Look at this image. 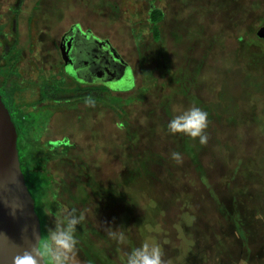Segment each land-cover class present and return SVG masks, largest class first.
<instances>
[{
  "label": "rangeland",
  "instance_id": "374dc122",
  "mask_svg": "<svg viewBox=\"0 0 264 264\" xmlns=\"http://www.w3.org/2000/svg\"><path fill=\"white\" fill-rule=\"evenodd\" d=\"M135 1L141 4L0 0L5 4L0 16L11 4V17L20 16L13 43L24 51L19 72L25 78L39 67L30 56L34 42L27 18L51 38L74 23L105 37L134 77L133 90L126 79L111 87L119 93L103 95L105 109L82 99L93 92L34 86L27 97L13 91L19 88L13 79L6 80L4 96L10 109L18 110L15 123L24 131L19 143L26 186L39 200L47 183L29 169L34 163L50 165L48 183L53 179L60 188L58 202L64 206L60 219H50V233L66 231L68 222L76 221L77 244L68 264H126L144 243L159 245L168 264H264V43L250 30L242 31L264 17L262 3L153 0L158 10L165 5L155 42L146 23V0L142 5ZM259 23L255 33L264 24ZM2 29L0 45L9 38ZM38 40L44 53L49 40ZM45 92L48 98L67 100L50 106L53 117L38 105L37 97ZM191 106L208 114L206 144L168 131L169 121ZM121 110L125 121L116 117ZM125 122L134 128L132 137V129L122 132ZM64 139L73 153L56 167L47 159L46 143ZM173 151L181 154L182 163L171 158ZM113 190L118 195L104 193Z\"/></svg>",
  "mask_w": 264,
  "mask_h": 264
},
{
  "label": "flooded vegetation",
  "instance_id": "af4514ba",
  "mask_svg": "<svg viewBox=\"0 0 264 264\" xmlns=\"http://www.w3.org/2000/svg\"><path fill=\"white\" fill-rule=\"evenodd\" d=\"M144 0H141V4L137 3L136 5H142ZM213 1V0H212ZM210 1V2H212ZM235 1V0H232ZM238 1V0H237ZM243 3H248V0H241ZM164 2V0H163ZM203 2H206V0H203ZM221 0L213 1V4H220ZM262 3V1L260 0ZM19 0L17 3L18 4ZM6 5L7 10L6 14L0 16L3 17V22H0V26H2V32L9 36L8 39L4 40L2 45H0V97L5 104L10 116L12 117L14 123L15 118H17L18 110H11L9 107V104L7 102V99L4 96V83L6 84V80L8 78L13 79V84L18 86L19 88H13L15 93H21L24 92L27 97L33 96L32 91L30 88L34 86H38L39 91L42 90H50V91H77V93L82 92V94L88 92H93L91 96L82 98L86 101H92L93 106L98 105L94 104L95 101H93V97H103V91L102 89L105 87V83L110 82L111 77L118 78L122 76L123 71H121V66L118 65V62L113 59V57L110 55L109 51L105 48V41H108L105 37H98L92 30L82 28L80 24L74 23L71 24L65 31H61V33L56 38H51L50 35H46L45 31H42L40 29L36 28V21L35 20H29L27 18L26 23L28 24V28L30 31L31 41L34 43H31V47L33 48V51H31L30 56L32 57V61L34 63H38L39 67H32L29 73L27 74V77L25 78L24 71L22 74L20 71V64L22 62L24 51L19 50L17 45L13 42H16V38L18 35V28H19V22H20V16L18 18H13L12 13L10 12V7L15 5ZM148 7V13L152 12L154 10H158L159 8H155L154 1L153 0H146V4ZM5 6L4 3H0V7ZM26 7V4L24 3V9ZM261 7L264 9L263 4H261ZM261 8V9H262ZM23 9V11H24ZM165 5L161 7L160 11H162L163 17L165 19ZM7 17V18H6ZM259 20H262L264 23V17L261 19L256 20L259 22ZM148 24V22L146 21ZM149 25V24H148ZM264 25V24H263ZM259 30V29H258ZM257 33V32H256ZM2 34H0L1 36ZM97 39L99 42L94 40V38ZM40 38L48 39L49 41L47 49L44 53H42L40 44ZM35 40V41H34ZM11 42L10 45H6V43ZM111 47H113L112 43L108 41ZM39 44V46H38ZM113 49L117 52V50L113 47ZM118 53V52H117ZM119 54V53H118ZM52 55V61L48 62L46 61V58L48 56ZM46 57V58H45ZM120 57V54H119ZM42 58H45L42 59ZM122 59V57H121ZM123 60V59H122ZM124 61V60H123ZM125 62V61H124ZM126 63V62H125ZM37 64V65H38ZM47 66H46V65ZM132 70V69H131ZM28 79H32V82ZM5 81V82H3ZM8 84V82H7ZM3 89V90H2ZM119 93V92H115ZM102 94V95H101ZM48 93H43L42 97H37L38 99V105L41 104L40 109H45L46 114L48 112L49 117H53V112L50 106H58L59 104L65 105L67 103V100H62V102L57 99L48 98ZM52 97V96H51ZM44 102H40V101ZM77 100V99H76ZM46 101V103H45ZM73 101V100H70ZM69 101V102H70ZM47 103H50V105H44ZM34 110L37 111V105L33 104ZM31 106V107H32ZM45 107V108H44ZM23 109H25L23 107ZM51 109V110H50ZM33 111V112H35ZM37 113V112H36ZM20 114V113H19ZM49 122V120H48ZM44 124V123H43ZM16 125V123H15ZM44 125H47L44 124ZM17 127V125H16ZM44 126L43 128H45ZM22 130L21 138L23 137V129H20L17 127V130ZM19 137V133H18ZM20 138V140H21ZM19 138L17 139V147L20 146V151L18 153H21V144L19 143ZM58 143L54 142H47L46 143V149L48 150V154H52L54 156H57L61 153H58L59 151L64 152L69 147V144L66 139L56 141ZM21 156V155H20ZM35 165L38 163H34ZM31 169V168H30ZM29 169V170H30ZM24 175V174H23ZM25 177V176H24ZM28 188V187H27ZM29 190V189H28Z\"/></svg>",
  "mask_w": 264,
  "mask_h": 264
},
{
  "label": "water",
  "instance_id": "95a60500",
  "mask_svg": "<svg viewBox=\"0 0 264 264\" xmlns=\"http://www.w3.org/2000/svg\"><path fill=\"white\" fill-rule=\"evenodd\" d=\"M256 36L264 41V25ZM104 44L123 71L122 76L111 77L105 86L111 88L126 79H131L130 83L134 85L129 66L108 41ZM17 139V127L0 97V264H11L12 256L16 254L29 252L39 256L36 249L41 241L40 222L35 213L33 198L23 179Z\"/></svg>",
  "mask_w": 264,
  "mask_h": 264
},
{
  "label": "clouds",
  "instance_id": "9594fccd",
  "mask_svg": "<svg viewBox=\"0 0 264 264\" xmlns=\"http://www.w3.org/2000/svg\"><path fill=\"white\" fill-rule=\"evenodd\" d=\"M86 103H92V101H86ZM167 127L172 134L183 133L194 140L199 138L201 144H206L208 141L206 134L208 114L199 107L191 106L186 110H180L179 114L169 121ZM171 158L177 163H182V156L178 152L173 151ZM75 224V220H70L66 231L51 232L52 244L45 245L44 249L37 248L39 256L29 252L24 255L16 254L12 256L11 264H68L69 256L77 244L73 235ZM109 235L113 236L114 234L109 232ZM120 239H124L123 233ZM163 257L164 253L159 245L149 246L144 243L139 248L132 250L127 257L126 264H168Z\"/></svg>",
  "mask_w": 264,
  "mask_h": 264
},
{
  "label": "trees",
  "instance_id": "16d2710c",
  "mask_svg": "<svg viewBox=\"0 0 264 264\" xmlns=\"http://www.w3.org/2000/svg\"><path fill=\"white\" fill-rule=\"evenodd\" d=\"M261 1H262L263 6H264V0H261ZM147 18H148L147 22L149 24L147 26L150 27V31L152 33V35H151L152 39H154L155 42H157L160 39V36H159L160 31H159V26L158 25L163 24V20H164L162 11L154 10L152 12H149V14L147 15ZM256 23H257V21H253V20L250 21L249 23H247L248 24L247 28H245L244 30L242 29V31L245 32V30H247V29L250 30V32H252L254 38H256L261 44H263L264 41L263 40L261 41V39H259L256 36V33H255L256 27H258L260 25L259 22H258V25ZM236 26L237 25H234V27H236ZM133 89H134V85L131 87V89L129 91H131ZM102 90L105 91V95H110V94H113V92H114V91L111 90V88H109V86H105ZM93 101H95L94 104H98V105H95V107L96 106H102L103 107L102 109L106 108L105 98H103V97H93ZM110 107H113V108H110L112 111H114L113 114L117 113L116 112L117 108L115 106H110ZM121 111L122 112L119 115H117L116 117L119 120L125 121L126 120V115L123 112V110H121ZM126 125L128 126L127 122H125V126ZM127 128L123 129L122 132L125 133L127 130L132 129L131 131L129 130L130 134H131L130 137H132L133 133H134V128L131 127V126H128ZM18 133H19V137L18 138L20 140L21 134H22V130L18 129ZM116 143L117 144L118 143L121 144L120 138L118 140H116ZM72 148H73V146L68 147L66 150H64V152L59 154L60 157H62V158L56 157V156H54L52 154H48L47 159L50 160L49 162H51V163L54 162V166L56 165V167H57V164H61V162H60L61 159L63 160L64 157L67 154L70 153V151H71V153H73ZM18 151H20V146L19 145H18ZM69 159L73 161V157H71ZM19 161H20L21 171H22V173L25 176L24 178H26V172H25V169L22 166V157L20 156V154H19ZM49 166L50 165H46L45 166L44 164H36V165L34 164L31 167L30 171H29V173L31 174L32 177L34 176V173L37 176H38V174H40L41 175V179H42L41 183H43V184L47 183L48 184V185L44 184V186L41 187L39 200H37L36 196L33 195L32 192L29 190V192H30V194H31V196L33 198V201H34L35 213L37 214V216L39 218V222H40V230H41V237L40 238H41V241L39 243V248H41V249H44L45 245H51L52 244V241L50 239V228H49L50 219H52V218L60 219L61 218V212L64 209L63 204H59V202H58L60 188L56 187L57 184H55L53 182V179L49 180L50 182L48 183V179L50 178V173H48L49 170H50L48 168ZM140 174H141V172H140ZM139 178H140V176L138 177V179ZM104 193L113 194V196L118 195V192H116L115 190H113L112 192L104 191ZM120 193H121V191H120ZM142 193H144V192H141V194ZM103 199L101 201H103ZM108 200L109 199L107 198V201ZM113 201H116V200H113ZM131 201H133V200H131ZM131 201L128 202V203H123V205L127 204L129 206V205L132 204ZM117 203H119V199L117 200ZM101 204H103V202ZM104 206H105V203H104ZM107 209H111V208L108 206ZM45 251H47V249H45ZM86 258H87V256H86ZM49 260H50V258H49Z\"/></svg>",
  "mask_w": 264,
  "mask_h": 264
},
{
  "label": "crops",
  "instance_id": "0c3cea01",
  "mask_svg": "<svg viewBox=\"0 0 264 264\" xmlns=\"http://www.w3.org/2000/svg\"><path fill=\"white\" fill-rule=\"evenodd\" d=\"M44 31H45V29H44ZM57 33H59V31H58ZM45 34H46V33H45Z\"/></svg>",
  "mask_w": 264,
  "mask_h": 264
}]
</instances>
